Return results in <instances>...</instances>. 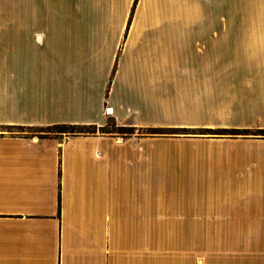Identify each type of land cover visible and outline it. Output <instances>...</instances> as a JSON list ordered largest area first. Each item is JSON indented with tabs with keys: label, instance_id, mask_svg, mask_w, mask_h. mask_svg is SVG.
<instances>
[{
	"label": "crops",
	"instance_id": "0c3cea01",
	"mask_svg": "<svg viewBox=\"0 0 264 264\" xmlns=\"http://www.w3.org/2000/svg\"><path fill=\"white\" fill-rule=\"evenodd\" d=\"M76 1L0 0L8 122L97 127L0 137V264H157L156 151L103 133L106 104L121 125L243 130L209 164L213 264H264V0H96L119 24L80 34Z\"/></svg>",
	"mask_w": 264,
	"mask_h": 264
},
{
	"label": "rangeland",
	"instance_id": "374dc122",
	"mask_svg": "<svg viewBox=\"0 0 264 264\" xmlns=\"http://www.w3.org/2000/svg\"><path fill=\"white\" fill-rule=\"evenodd\" d=\"M110 2L77 0V32H99L102 25L111 21L118 25L120 17H103L98 9L108 7ZM5 81H0V137L24 138L65 137L81 133H96L95 125L77 123L74 128L56 124H14L8 121L14 112L6 111ZM107 117L103 133L123 139L151 140L146 151H156V224L155 234L148 243L156 249L157 264H213V196L214 188L223 185L221 179L212 175L209 164L214 154L244 152L243 146L215 139L243 136V130L230 128H196L183 125L179 111L166 114L156 125L134 127L121 125ZM112 108V107H111ZM111 110V109H110ZM73 129V130H72ZM264 135V130L259 132ZM114 146L118 147L119 144ZM198 158L205 169H198ZM204 159V160H202ZM208 164V167H207ZM125 181V177H124ZM134 189L135 187L131 185ZM132 189V190H133ZM128 190L131 189L128 187Z\"/></svg>",
	"mask_w": 264,
	"mask_h": 264
},
{
	"label": "trees",
	"instance_id": "16d2710c",
	"mask_svg": "<svg viewBox=\"0 0 264 264\" xmlns=\"http://www.w3.org/2000/svg\"><path fill=\"white\" fill-rule=\"evenodd\" d=\"M57 126H65V127H71L74 128L76 125L75 124H66V123H62V124H56ZM104 128V127H101ZM73 130V129H72Z\"/></svg>",
	"mask_w": 264,
	"mask_h": 264
},
{
	"label": "built area",
	"instance_id": "2783aa9c",
	"mask_svg": "<svg viewBox=\"0 0 264 264\" xmlns=\"http://www.w3.org/2000/svg\"><path fill=\"white\" fill-rule=\"evenodd\" d=\"M111 109V110H110ZM107 113H110L112 111L111 107H108V109H106ZM110 111V112H109Z\"/></svg>",
	"mask_w": 264,
	"mask_h": 264
},
{
	"label": "bare ground",
	"instance_id": "6f19581e",
	"mask_svg": "<svg viewBox=\"0 0 264 264\" xmlns=\"http://www.w3.org/2000/svg\"><path fill=\"white\" fill-rule=\"evenodd\" d=\"M110 112V111H109Z\"/></svg>",
	"mask_w": 264,
	"mask_h": 264
}]
</instances>
